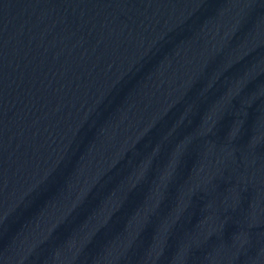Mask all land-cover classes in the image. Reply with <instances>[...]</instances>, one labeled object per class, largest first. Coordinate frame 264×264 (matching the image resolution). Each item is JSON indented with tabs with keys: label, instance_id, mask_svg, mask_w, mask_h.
Instances as JSON below:
<instances>
[{
	"label": "water",
	"instance_id": "1",
	"mask_svg": "<svg viewBox=\"0 0 264 264\" xmlns=\"http://www.w3.org/2000/svg\"><path fill=\"white\" fill-rule=\"evenodd\" d=\"M124 0H0V35L19 31Z\"/></svg>",
	"mask_w": 264,
	"mask_h": 264
},
{
	"label": "clouds",
	"instance_id": "2",
	"mask_svg": "<svg viewBox=\"0 0 264 264\" xmlns=\"http://www.w3.org/2000/svg\"><path fill=\"white\" fill-rule=\"evenodd\" d=\"M59 255V253H57V256Z\"/></svg>",
	"mask_w": 264,
	"mask_h": 264
}]
</instances>
